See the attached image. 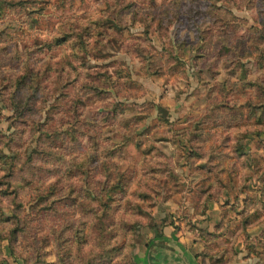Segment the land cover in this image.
Here are the masks:
<instances>
[{
    "label": "rangeland",
    "instance_id": "1",
    "mask_svg": "<svg viewBox=\"0 0 264 264\" xmlns=\"http://www.w3.org/2000/svg\"><path fill=\"white\" fill-rule=\"evenodd\" d=\"M263 218L264 0H0V264Z\"/></svg>",
    "mask_w": 264,
    "mask_h": 264
},
{
    "label": "crops",
    "instance_id": "2",
    "mask_svg": "<svg viewBox=\"0 0 264 264\" xmlns=\"http://www.w3.org/2000/svg\"><path fill=\"white\" fill-rule=\"evenodd\" d=\"M205 210L206 224L203 228L209 232L221 231L226 226L221 218L222 210L213 206ZM241 214V213H240ZM242 215V214H241ZM218 222V223H217ZM237 222V221H236ZM167 224L156 230H150L149 240H145L135 250V259L139 264H264V218L257 223L241 228L239 235L230 241H202L196 237L197 227L189 229L183 225ZM216 230V231H215ZM220 248L213 258L203 252L212 247ZM228 254V255H227ZM211 261V262H210Z\"/></svg>",
    "mask_w": 264,
    "mask_h": 264
}]
</instances>
